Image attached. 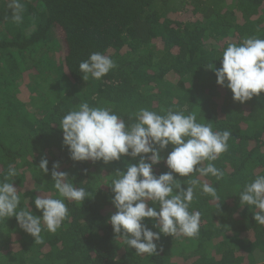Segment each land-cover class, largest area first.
I'll list each match as a JSON object with an SVG mask.
<instances>
[{
    "label": "trees",
    "instance_id": "trees-1",
    "mask_svg": "<svg viewBox=\"0 0 264 264\" xmlns=\"http://www.w3.org/2000/svg\"><path fill=\"white\" fill-rule=\"evenodd\" d=\"M23 3L24 22L17 25L6 18V1L0 0V180L13 165L20 207L42 216L34 198L58 196L51 168L59 162V170L93 198L66 200L68 218L55 233L45 229L42 243L24 232L15 217L0 220V264H264V225L255 222V209L240 205L238 196L264 175V93L244 104L235 102L207 69L221 66L219 58L229 43L264 39V0ZM41 46L46 54L36 51ZM93 52L110 56L116 67L100 80L84 81L79 64ZM23 69L35 74L45 69L27 86L29 104L16 83ZM45 84L55 88L47 93L39 88ZM32 102L34 113L28 108ZM82 102L111 108L126 124L135 122L141 108L161 115L171 108L196 114L197 122H212L214 131H231L228 150L213 162L223 178H200L216 187L220 200L198 188L190 205V211L201 213L196 237L162 234L152 256L136 255L116 238L107 222L116 211L111 180L139 158L125 156L107 165L73 162L59 123ZM171 150L170 145L161 155L166 159ZM42 157L49 161L48 174L38 169ZM168 171L164 161L153 168L156 176ZM144 223L158 231L153 221Z\"/></svg>",
    "mask_w": 264,
    "mask_h": 264
},
{
    "label": "clouds",
    "instance_id": "clouds-1",
    "mask_svg": "<svg viewBox=\"0 0 264 264\" xmlns=\"http://www.w3.org/2000/svg\"><path fill=\"white\" fill-rule=\"evenodd\" d=\"M7 8L10 15L6 18L23 24V0H8ZM219 61V68L211 64L207 69L213 71L218 86L231 91L235 102L244 104L264 93V39L248 37L238 44L229 43ZM115 67L110 56L93 52L80 62L79 71L84 81L100 80ZM59 127L62 144L73 162L102 161L107 165L125 156L139 158L137 163H126L124 171L115 172L110 188L116 211L107 221L116 238L135 249L136 255L157 254L162 234L189 238L199 234L201 213L189 210L198 188L214 201L220 200L216 187L202 183L200 178H223V171L213 162L228 150L231 131H214L212 122H197L194 113L170 108L161 115L141 108L135 122L126 124L111 108L82 102L63 116ZM170 145L172 150L165 159L161 153ZM161 161L169 171L156 176L153 168ZM48 164V159L42 157L38 169L48 174ZM59 169L60 163L54 162L51 177L58 196H36L35 209L42 212L37 216L28 206L20 207L19 191L11 179L18 173L9 165L7 175L0 180V220L15 217L19 227L36 243L43 242L41 233L45 229L55 233L68 218L66 200L83 202L93 198V193L77 187L74 178ZM174 174L187 179L182 182ZM238 196L240 205L255 209V222L264 225V175L247 183ZM146 219L153 221L158 231L149 228L144 223Z\"/></svg>",
    "mask_w": 264,
    "mask_h": 264
},
{
    "label": "rangeland",
    "instance_id": "rangeland-1",
    "mask_svg": "<svg viewBox=\"0 0 264 264\" xmlns=\"http://www.w3.org/2000/svg\"><path fill=\"white\" fill-rule=\"evenodd\" d=\"M5 1H6L5 10L7 11L8 15H10L9 10L7 8L8 0H5ZM56 35L60 36L59 33H57ZM41 47H36V51L37 52H41V53L43 51L45 53V50L46 49L43 48V47L41 48ZM56 53H57V56L61 57V54H62L61 50L57 51ZM52 60H53V57H52ZM39 71L42 72V73H40ZM39 71H38V74H35L34 73L35 72L34 70H31V71H26V69L20 70L19 73H21V75H18V80H16V83H18V85H19V92L20 93L23 92V97L26 100V102H28V104L30 103V95L27 93L28 92L27 86H28V84H32V83L38 81L39 78H40V76L42 78L43 73L45 72V69L39 70ZM39 88L45 89V91H47V93H49V91L51 89H54L55 87H53L51 85H46L45 84V85H41ZM35 105L36 104L34 102H32L30 105H28V108H29V110H30L31 113H34V111L36 110L35 109Z\"/></svg>",
    "mask_w": 264,
    "mask_h": 264
}]
</instances>
